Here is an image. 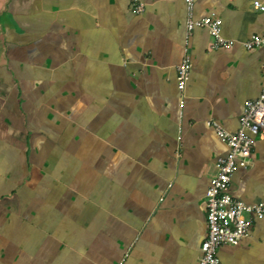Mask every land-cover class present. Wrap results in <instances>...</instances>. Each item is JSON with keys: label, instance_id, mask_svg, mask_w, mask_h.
<instances>
[{"label": "crops", "instance_id": "0c3cea01", "mask_svg": "<svg viewBox=\"0 0 264 264\" xmlns=\"http://www.w3.org/2000/svg\"><path fill=\"white\" fill-rule=\"evenodd\" d=\"M0 0V264H197L205 196L264 86L254 0H194L236 43L186 37L184 0ZM264 4V0H259ZM191 70L178 89L176 66ZM229 193L264 202V132ZM223 264H264V217L223 244Z\"/></svg>", "mask_w": 264, "mask_h": 264}, {"label": "built area", "instance_id": "2783aa9c", "mask_svg": "<svg viewBox=\"0 0 264 264\" xmlns=\"http://www.w3.org/2000/svg\"><path fill=\"white\" fill-rule=\"evenodd\" d=\"M136 2L135 11H143V4ZM186 5V37L195 28H204L213 38V47L230 48L236 41L225 38L221 33L222 19L211 12L201 17H194V0H184ZM253 6L264 11V4L253 1ZM246 50L264 47V35L252 34L240 42ZM178 89L183 90L189 78L191 62L187 56L176 66ZM264 74V64L261 68ZM218 138L227 145L226 155L215 162L217 173L212 177L207 188L206 222L207 234L201 242V256L197 264H223L218 255V248L223 244L235 245L249 234L252 217H264V202L249 204L229 193L232 175L239 167H246L250 162L254 137L264 132V86L255 99L245 102L244 111L239 118L238 128L233 131L223 129L216 121L209 120Z\"/></svg>", "mask_w": 264, "mask_h": 264}]
</instances>
